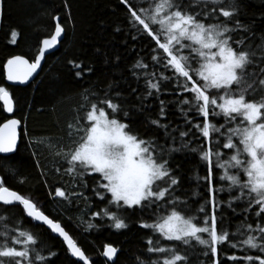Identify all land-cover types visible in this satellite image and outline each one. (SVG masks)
<instances>
[{"label": "snow or ice", "instance_id": "1", "mask_svg": "<svg viewBox=\"0 0 264 264\" xmlns=\"http://www.w3.org/2000/svg\"><path fill=\"white\" fill-rule=\"evenodd\" d=\"M119 3L125 6L131 38L148 45L153 69L148 70L143 57L132 64V76L144 84L143 89L129 86L128 95L118 83L103 92L85 90L75 123L67 125L68 145L55 152L60 167L85 188L84 178L92 179V196L103 204L92 216L106 217L110 228L128 229L129 212L147 214V220H139V227L149 232L137 264H264V27L257 31V20L264 25V13L247 17L245 0ZM63 32L56 23L33 62L23 55L7 59V81L24 85L33 78L46 50ZM10 36L15 44L18 30L11 29ZM69 63L77 69L74 76L81 77L82 65ZM164 94L174 99H161ZM16 107L8 88L0 86V154L17 150L22 120L14 114ZM141 114L152 135H141L130 126ZM170 114L176 118L167 119ZM185 153H195L206 168V175L195 177L206 190L203 203L192 201L199 205L195 209L191 197L182 200L177 195L181 178L175 156ZM4 170L16 175L11 168ZM225 181L226 186L221 183ZM221 193H227L226 201L219 198ZM54 196L90 199L59 187ZM223 204L240 217L234 230ZM13 205L62 237L71 256L90 264L59 222L40 211L32 198L10 190L0 177V207ZM93 227L88 224V229ZM225 244L241 255L221 260ZM118 251L105 244L101 255L113 261ZM55 255L39 234L23 226V218L0 215V264H51Z\"/></svg>", "mask_w": 264, "mask_h": 264}, {"label": "trees", "instance_id": "2", "mask_svg": "<svg viewBox=\"0 0 264 264\" xmlns=\"http://www.w3.org/2000/svg\"><path fill=\"white\" fill-rule=\"evenodd\" d=\"M130 2L143 3V0ZM245 4V14L249 18L255 19L264 13V0H245ZM57 16L65 30L59 49L46 57L40 74L32 83L24 87L7 86L3 69L6 60L14 55L34 60L41 41L52 35ZM126 16L125 6L119 0H0V86L8 88L12 94L17 106L14 114L21 118L23 125L15 153L0 156V175L8 187L38 198L45 213L63 223L79 246L93 258V264H137V257L144 255L142 250L149 232L139 227V220L141 217L147 220V214L140 210L129 212V228L119 231L108 226L111 222L106 217H93L92 213L99 211L103 204L92 196V179L84 178L88 185L85 188L83 181L74 179L60 167L61 161L55 152L58 146L68 145L67 125L75 123L76 110L85 102V90L103 92L110 83H118L125 95L129 93V86L143 89V80L139 84L136 82L131 66L141 57L149 63L148 70H152L153 66L148 56V45L131 38ZM262 27L264 25L257 20V31ZM117 28L120 31H116ZM11 29L19 32L15 44L10 43ZM69 61L82 65L81 77L74 76L77 69ZM89 67L93 70L88 71ZM129 99L134 100L135 97L129 96ZM161 99L169 101L174 97L164 94ZM157 111L154 107L152 115L155 116ZM175 118L174 114L167 117L169 120ZM144 121L145 115H136L130 126L141 135H152L154 130L148 128ZM176 165L181 178L177 195L182 200L191 197L189 204L195 209L199 205L192 204V201L203 203L202 197L206 194L204 182L198 185L195 177L197 174L201 177L206 175V168L195 153L176 154L174 167ZM5 168H11L16 175L6 173ZM218 174H222V170H218ZM221 183L227 185L226 181ZM57 187L66 194L83 193L90 199L55 197ZM193 192L198 195L193 196ZM219 198L226 201L227 193H221ZM222 208L229 217L227 223L234 230L240 217L232 216L226 204ZM12 214L23 218V226L39 234L56 253L50 257L51 264H81L69 256L59 238L44 226L26 218L19 207H0V215ZM89 223L95 227L88 229ZM105 244L119 249L113 261L101 255ZM44 254L47 256V251ZM232 254L241 255L237 249H230L226 244L221 246V260ZM193 264L198 262L193 261Z\"/></svg>", "mask_w": 264, "mask_h": 264}, {"label": "water", "instance_id": "3", "mask_svg": "<svg viewBox=\"0 0 264 264\" xmlns=\"http://www.w3.org/2000/svg\"><path fill=\"white\" fill-rule=\"evenodd\" d=\"M54 22H55V25H56V23L59 22V17H58V16L55 17ZM59 23H60V22H59ZM61 26H62V25H61ZM62 27H63V26H62ZM63 28H64V27H63ZM54 30H55V27H54ZM52 34H54V31H53ZM64 35H65V30H64V32L62 33L61 37L58 38V41H57L56 45H55L52 49L46 50L45 55H44L43 59L41 60V66H40V68L37 70L36 73L33 74V78H30V80H29L26 84H24V85H20L18 82H10V81H7V79H6V75H5V73H4L5 84H6L7 86H19V87H24V86H27V85H29L30 83H32V82L38 77V75L40 74V72H41V70H42V67H43V65H44V63H45V59H46V57H47L48 55H50L51 53H53V52H55L56 50L59 49L60 43H61V41L63 40ZM47 38H50V37H47ZM44 39H46V38H44ZM42 41H43V40H42ZM42 41H41L40 47L42 46ZM40 47H39V48H40ZM38 54H39V50H38V53H37L36 55H38ZM10 58H11V57H10ZM25 58H26V57H25ZM6 61H7V60H6ZM29 61H30V62H33L34 60H29ZM5 63H6V62H5ZM6 115H8V114H6ZM22 127H23V125H22V123H21V127H20V129H18V133H19L18 144H19V141H20V134H21L20 132H21ZM17 147H18V145H17ZM14 153H15V152H14ZM14 153L0 154V156H9V155H12V154H14ZM0 177H2V176L0 175ZM4 183H5V181H4ZM5 186H7L6 183H5ZM7 187H8V186H7ZM8 188H9L10 190H14V189H12V188H10V187H8ZM14 191H16V190H14ZM16 192H17L18 194H22V193H20L19 191H16ZM22 195H24L25 197H30V198L34 199L33 196H30V195H25V194H22ZM35 199H37V198H35ZM42 204H43V203H42ZM13 206H17V207H19V208L21 209L22 213L24 214L23 209H22V206H19V205H13ZM8 207H11V206H8ZM38 209H39L40 211L44 212L45 215H47V214L45 213V211L43 210V206H41V205H40V207L38 206ZM24 216H25V214H24ZM48 216H49V215H48ZM25 217H26V216H25ZM26 218H28V217H26ZM49 218H52V217L49 216ZM28 219L31 220V218H28ZM52 219H53V218H52ZM53 220H54V219H53ZM31 221H32V220H31ZM54 221H55V222H59V223L61 224V226L65 229V231L69 234V236H70V237H71V238L77 243V245L79 246L77 240H76V239H75V238L69 233V231L64 227L63 223H62L61 221H58V220H54ZM32 222H33V223H36V224H38V225L44 226V227H45V228H46V229H47L52 235H54V236H56L57 238H59L60 241L62 242V244H63L65 250L67 251V245H66V243L63 242L62 237H59L58 234H56V233H52L51 230L48 229L46 225H43L41 222H37V221H32ZM79 247H80V246H79ZM81 249H82V248H81ZM82 251H84V250L82 249ZM67 253L69 254V256H70L72 259H74V260L78 261L79 263L83 264V261H79L77 257H73V256H71V254H70L69 251H67ZM84 253H85V251H84ZM85 255L89 258V260H90V264H93V258H92L91 256L87 255L86 253H85ZM104 258L107 259L106 257H104Z\"/></svg>", "mask_w": 264, "mask_h": 264}, {"label": "rangeland", "instance_id": "4", "mask_svg": "<svg viewBox=\"0 0 264 264\" xmlns=\"http://www.w3.org/2000/svg\"><path fill=\"white\" fill-rule=\"evenodd\" d=\"M33 198H34L33 201L37 203V206H39V207H40V205L42 206V202L38 198L37 199H35V197H33Z\"/></svg>", "mask_w": 264, "mask_h": 264}]
</instances>
